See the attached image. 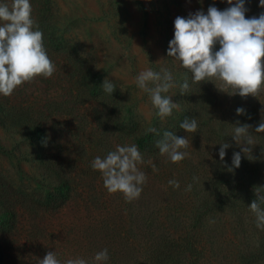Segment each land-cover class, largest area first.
Listing matches in <instances>:
<instances>
[{
	"label": "rangeland",
	"instance_id": "1",
	"mask_svg": "<svg viewBox=\"0 0 264 264\" xmlns=\"http://www.w3.org/2000/svg\"><path fill=\"white\" fill-rule=\"evenodd\" d=\"M30 3L56 71L11 97L0 95V264H39L49 251L61 264L78 257L95 264L104 249L106 264H136L141 240L150 244L166 235L194 239L185 264H264V231L249 209L256 188L264 195V133L255 132L264 119V91L241 97L232 88L219 90V80L193 83L192 73L167 54L176 17L207 14L210 6L223 11L227 0ZM245 7L246 18L264 13L260 0H245ZM148 68H167L178 85L185 77L189 83L185 95L179 86L166 94L179 108L164 120L135 82ZM106 79L115 84L111 95L102 90ZM184 118L197 119L196 133L180 128ZM237 122L251 126V160L232 139ZM149 127L160 133L155 141L164 131L188 139L189 155L173 163L157 147L140 149L137 138ZM223 142L231 147L221 161ZM133 144L147 182L129 203L107 191L91 164L117 145ZM234 152L241 153V166L229 172ZM63 183L67 199L50 204Z\"/></svg>",
	"mask_w": 264,
	"mask_h": 264
},
{
	"label": "clouds",
	"instance_id": "2",
	"mask_svg": "<svg viewBox=\"0 0 264 264\" xmlns=\"http://www.w3.org/2000/svg\"><path fill=\"white\" fill-rule=\"evenodd\" d=\"M227 2L229 7L223 11L210 6L207 14L197 11L190 13L187 19L176 17L174 38L169 42L167 54L180 68L192 73L193 83L219 80L223 84L217 88L223 92L232 88L241 97H257L264 91V13L246 18L248 9L245 0ZM260 7L264 8V0H260ZM32 13L30 0H11L10 4L0 2V95L5 97H11L17 88L38 77L51 78L56 71L54 62L47 54L43 32L39 30ZM217 44L220 47L215 51ZM135 82L139 89L149 95L161 120L171 117L174 110L179 108L172 96L166 94L177 86L180 87L181 95L189 90L187 78L178 85L173 73L167 68H161L160 71L145 69L135 77ZM102 90L111 95L116 91L115 84L106 79ZM236 112L237 115L245 114L243 108H237ZM233 127L232 139L248 159H253L251 153L256 141L250 131L251 126L237 122ZM180 128L187 133H196L197 119L184 118ZM147 132L160 136L155 127H149ZM255 132L264 133V119L255 128ZM155 146L160 155H166L173 163L181 162L189 155L188 139L171 131H164ZM230 147L226 142L220 144L221 161L225 160L226 150ZM248 154H251V158ZM143 163V156L135 144L117 145L116 150L108 152L104 158L97 156L91 167L101 173L104 186L110 194L122 193L125 200L131 203L140 198L142 186L147 182V175L138 168ZM240 166L241 153L234 152L232 166L225 167L232 172ZM168 183L177 189L180 187L176 180H169ZM259 189H255L257 198L252 201L249 209L255 216L256 227L264 231V207H261L264 195L260 194ZM256 246H259L258 238ZM93 259L95 264H106L109 259L108 250L96 253ZM39 264L61 262L55 252L49 251L39 260ZM66 264L88 262L78 257L67 260Z\"/></svg>",
	"mask_w": 264,
	"mask_h": 264
},
{
	"label": "trees",
	"instance_id": "3",
	"mask_svg": "<svg viewBox=\"0 0 264 264\" xmlns=\"http://www.w3.org/2000/svg\"><path fill=\"white\" fill-rule=\"evenodd\" d=\"M155 137V134L149 132L138 137L137 144L139 148L142 150L155 148ZM68 189V183H63L60 187H58L59 194H51L48 202L50 204H56L58 200L67 199V193L65 192ZM146 242L147 241L145 239L140 242L142 250L138 259L139 261H137L136 264H185L184 261L188 259V255L186 254L187 250H189L190 246L193 247L195 244L192 237L172 235L157 238L150 244ZM193 253L194 250H192V256H194ZM193 262L190 264H197L196 259Z\"/></svg>",
	"mask_w": 264,
	"mask_h": 264
}]
</instances>
